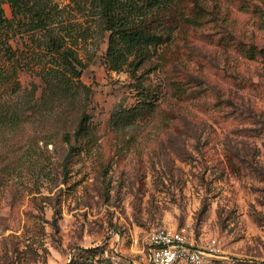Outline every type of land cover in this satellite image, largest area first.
<instances>
[{"label": "rangeland", "instance_id": "374dc122", "mask_svg": "<svg viewBox=\"0 0 264 264\" xmlns=\"http://www.w3.org/2000/svg\"><path fill=\"white\" fill-rule=\"evenodd\" d=\"M53 1L55 32L91 89L96 155L111 166L102 175L88 160L85 180L68 187L63 134L74 131L79 104L30 110L25 90L36 85L41 104L42 74L61 60L43 31L13 32L16 58L2 62L17 75L0 83V101L26 114L16 128L0 127V264L140 262L158 226L186 227L209 264H264V54L248 57L239 45L264 50V0H177L167 10L171 39L143 80L156 88L157 111L116 134L111 117L139 100L137 82L106 62L110 30L98 0ZM78 171L74 180L86 175Z\"/></svg>", "mask_w": 264, "mask_h": 264}, {"label": "trees", "instance_id": "16d2710c", "mask_svg": "<svg viewBox=\"0 0 264 264\" xmlns=\"http://www.w3.org/2000/svg\"><path fill=\"white\" fill-rule=\"evenodd\" d=\"M176 2L177 0H98L100 14L110 30L106 62H109V67L113 70L120 71L126 67L136 80L141 96L136 104L122 107L112 115L110 128L115 134L157 111L156 88L150 84L145 85L143 80L152 68L154 50L171 39V26L176 20L173 23L167 21V17H171L167 10ZM5 4L10 6L11 18L7 16ZM143 8L144 13L141 12ZM148 11L149 15L145 13ZM60 12L53 0H0V83L9 82L17 75L14 67L6 69L2 62L5 60L3 57H8L6 60L13 62L16 58V52L10 43L13 32L21 29L28 32L43 31L46 47L58 54L62 68L51 67L42 74L45 87L41 104L35 100L36 85L30 91L25 90V95L30 97L28 104L30 110L35 112H41L50 106L53 110L55 103L59 102L73 104V107L79 104L75 108L79 113L74 131H66L63 134L64 140L69 144L63 161V174L64 179L69 177V180L65 181L68 187L74 189L87 176L85 168L88 160H98L96 169L94 164L93 169L102 175L109 170L111 163L96 155L100 142L87 111L91 89L80 81L84 64L71 49H63L62 38L55 32L59 26ZM178 20L180 21V18ZM185 21L191 24L201 23L199 18H187ZM239 45L248 57L256 58L258 54H264V50L255 45ZM140 70L142 72L139 74ZM16 85L19 86V82ZM14 92L17 94L20 89ZM81 94L85 98L79 103L77 96ZM31 99L34 100L33 105ZM25 114L13 101H0V127L16 128L18 123H22ZM80 155L85 157L75 158ZM75 165L80 170L78 173L86 174L81 179L74 180L71 177L70 172Z\"/></svg>", "mask_w": 264, "mask_h": 264}, {"label": "built area", "instance_id": "2783aa9c", "mask_svg": "<svg viewBox=\"0 0 264 264\" xmlns=\"http://www.w3.org/2000/svg\"><path fill=\"white\" fill-rule=\"evenodd\" d=\"M141 261L128 264H209L212 254L196 244L186 227L152 228L145 238ZM112 264H121L113 259Z\"/></svg>", "mask_w": 264, "mask_h": 264}]
</instances>
